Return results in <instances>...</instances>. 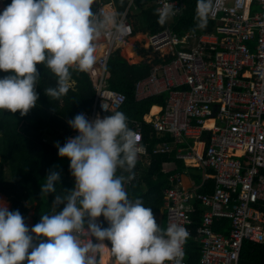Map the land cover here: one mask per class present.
<instances>
[{"label":"built area","instance_id":"built-area-1","mask_svg":"<svg viewBox=\"0 0 264 264\" xmlns=\"http://www.w3.org/2000/svg\"><path fill=\"white\" fill-rule=\"evenodd\" d=\"M155 4L156 9L174 4L177 13L184 8L179 0ZM253 5L259 9L250 12ZM99 11L106 12L104 6ZM208 19L213 21L208 32L178 35L164 27L146 34L145 47L155 61L147 77L136 83L135 98L166 94L158 111L143 119L155 137L171 138L155 144L152 153L176 148V158L186 167L202 171L200 183L191 179L188 188L180 171L169 175L161 190L166 228L176 223L190 233L192 215L198 212L196 264H238L242 241L264 245V0H212ZM119 21L123 34L105 32L103 51L85 71L95 90L92 109L83 112L89 120L115 112L125 101L122 93L107 87L108 59L134 33L126 14ZM128 127L140 137L138 154L145 155L141 122L130 120ZM77 135L75 131L70 137ZM207 181L211 191L201 193ZM215 219L228 220L227 234L213 230ZM81 239L87 243L90 237ZM183 264H188L185 255Z\"/></svg>","mask_w":264,"mask_h":264},{"label":"clouds","instance_id":"clouds-1","mask_svg":"<svg viewBox=\"0 0 264 264\" xmlns=\"http://www.w3.org/2000/svg\"><path fill=\"white\" fill-rule=\"evenodd\" d=\"M94 3L12 0L0 13V70L12 73L0 78V110L24 116L36 106V65L41 63L57 77L56 87L45 88V94L60 100L74 89L70 69L87 71L95 64L96 41L109 29L123 34L119 14L94 13ZM211 8L212 0H197L196 27H206ZM178 10L174 4L156 9L158 23L165 24ZM67 123L78 135L68 137L63 146L57 141L55 147L60 157L69 158L75 186L57 194L51 214H43L31 230L19 210L10 211L0 201V264H98L105 240L111 242L118 264H183L188 230L176 223L166 229L158 226L152 209L141 198L130 199L125 190L142 151L127 115L116 111L89 120L79 113ZM55 169H48L41 197L56 192L61 173ZM101 216L107 228L97 221ZM30 231L37 239H47L34 243ZM85 234L87 243L81 239Z\"/></svg>","mask_w":264,"mask_h":264},{"label":"trees","instance_id":"trees-1","mask_svg":"<svg viewBox=\"0 0 264 264\" xmlns=\"http://www.w3.org/2000/svg\"><path fill=\"white\" fill-rule=\"evenodd\" d=\"M128 1L124 0L123 5L127 4ZM179 1L184 4L183 10L172 16L163 25L158 23L159 16L155 11V0H131V3L141 7L139 14H141L142 21L139 16L138 19L146 26L150 34L164 27H169L172 32L178 35L186 31L202 33L212 30L213 21L209 19L203 29L196 27L197 0ZM4 10H0V13ZM36 67L40 73V79L36 86V91L39 93L36 106L24 116H21L19 111L11 113L8 110H0V193L7 196L11 201L12 207L9 210H19L23 217L27 210L26 204L35 202V209H39L40 199L36 182L44 169L59 156L58 149L52 146L49 141H58L63 146L67 138L75 132L67 121L79 113L90 111L95 99V90L88 74L75 66L70 69L72 79L75 81L74 89L69 90L67 95L60 100L48 97L44 90L47 87H56L57 77L42 63L37 64ZM147 70L148 65L145 62L129 64L117 52H113L107 63V87L122 93L125 97L124 103L116 111L125 113L128 121L138 120L142 124L143 141L146 144L147 153L145 155L138 154L134 179L125 185V190L130 199L141 198L145 207H150L155 216L162 206L161 190L168 186L170 174V172L161 170L162 164L174 161L180 171L185 169V166L182 160L176 158V148L169 152L152 153L155 144L163 140L169 141L171 138L168 135L155 137L148 123L142 119L151 106L163 105L164 98H166V95L160 94L136 100L135 85L147 74ZM11 74V72L0 70V78ZM151 109L150 115L158 111L156 108ZM188 169L195 177L196 182L199 183L202 171L196 168ZM55 170L61 173V177L59 182L55 184L56 192L50 193V197H47L48 203L53 201L52 197L55 199L57 194H63L65 189H73L75 182V178L70 172V161ZM118 174H120L119 170ZM211 187V181H207L205 188L202 187L200 192H210ZM58 207L62 210L64 204ZM192 218L193 225L186 240L185 249V258L188 264H196L198 261V246L194 240L195 230L200 222L198 212H195ZM97 221L105 228L109 226L103 216L97 218ZM157 224L164 228L163 220ZM227 229L228 220H214L213 230L215 232L227 234ZM29 234L34 238V233L30 231ZM46 239L44 237L42 240ZM92 239L95 240L94 237ZM34 243H39V240H34ZM104 243L107 246L105 247L106 262L112 264L116 258L110 251L111 242L105 240ZM101 260L102 252L100 253V262ZM238 264H264V245L242 241Z\"/></svg>","mask_w":264,"mask_h":264},{"label":"crops","instance_id":"crops-1","mask_svg":"<svg viewBox=\"0 0 264 264\" xmlns=\"http://www.w3.org/2000/svg\"><path fill=\"white\" fill-rule=\"evenodd\" d=\"M11 3H12V0H0V10L5 9ZM123 4H124V0H96V3H94L92 6V10L94 13H98L99 8L104 6L106 12L115 11L119 14V17L123 14H126V16L128 18H129V16H131V14H130L131 9H134V11L136 9L137 13H139V10H141V7H139L136 4L133 5L131 3V0H129L127 2V4H125V5H123ZM137 13L135 11V14H137ZM129 20L133 25L134 33L132 36L128 37L125 41L117 44L115 49H114V52H117L129 64H139L141 62H145L148 65V70H147V74H148L150 64L155 61L154 53L151 52L150 49L145 47V36H146V34H150V33H148L146 26L137 17L136 18L133 17V20H131V18H129ZM168 21H169V19H168ZM103 49H104V37L102 35L101 38L98 41H96V53H95V55L96 56L99 55L103 51ZM147 74H145L144 77H142L141 79L147 77ZM151 108L158 109L159 106H151L149 108V110ZM149 110H148L147 114L145 116H143V118H142L145 121L147 119H149L150 116L154 115V114L150 115L151 111L149 113ZM105 116H109V114L103 115L101 118H103ZM47 140H50V139H47ZM49 142L52 146H55L56 142H52V141H49ZM182 162H183V160H182ZM183 164H184V162H183ZM184 166H185V164H184ZM161 170L163 172H170V174L174 173L175 171H180L177 168L174 161L164 162L161 166ZM186 171H189L188 167H186V166H185V169L180 171L181 172V181H182L183 186L185 188H188L190 186L191 179L194 180V182H196V180H195V177L192 175V173H190V175H188L187 173H185ZM52 200L54 201L55 199L52 198ZM0 201L5 202L8 205L9 209L12 207V203L9 200V198L2 193H0ZM53 201H50L48 203V207H50V206H51V208L53 207ZM26 206H27V210H26V213L24 216L25 223L28 226L29 230H31V228L40 221V219H39V221H36L37 212L39 209H37V210L35 209V207H36L35 202H32V204H26ZM161 208L159 209V211L154 216L157 223H160L161 220L164 221ZM160 212H161V219H159V216H158V214ZM93 241H95V240H93ZM99 258H100V254H99ZM101 263L102 264H108L106 262V248L103 249L102 260L98 264H101ZM112 264H118V261L114 260L112 262Z\"/></svg>","mask_w":264,"mask_h":264},{"label":"rangeland","instance_id":"rangeland-1","mask_svg":"<svg viewBox=\"0 0 264 264\" xmlns=\"http://www.w3.org/2000/svg\"><path fill=\"white\" fill-rule=\"evenodd\" d=\"M229 3V2H227ZM259 9V7L257 5H253L252 7H250V12L252 11H257ZM136 13H137V10L135 9ZM135 11L134 9H131L130 10V14L131 16H129V18H131V20H133V17H137L138 16L140 17L141 21H142V18H141V14L137 13L135 14ZM170 20V18H169ZM217 23V21L214 22V24ZM166 95V94H164ZM163 136V135H162ZM170 137V136H169ZM170 141V140H169ZM178 145H185V143H179L177 144ZM69 158L67 157H60L58 156L46 169H44V171L42 172V174L40 175L39 179L37 180L36 184L38 186V196H39V199H40V202H39V210L37 212V218H36V221H39V219H41V216L43 214H51V211H52V208L51 206L48 207V202H47V197L49 196L50 197V193L48 194L47 197H41V186L42 184L45 182V178H46V175H47V172H48V169L52 168L53 166H56V168H59L61 167L63 164H67L69 162ZM185 173H187L188 175H190V172L189 171H186ZM53 198V197H52ZM56 211L59 212L61 211L60 210V207H57L56 208ZM40 222V221H39ZM164 228L166 229V224H164ZM44 237H40L39 239L36 238V235H34V240H41L43 239Z\"/></svg>","mask_w":264,"mask_h":264},{"label":"bare ground","instance_id":"bare-ground-1","mask_svg":"<svg viewBox=\"0 0 264 264\" xmlns=\"http://www.w3.org/2000/svg\"><path fill=\"white\" fill-rule=\"evenodd\" d=\"M150 111V110H149ZM206 125L208 126V127H211V125H212V120H207L206 121ZM187 162H192L191 160H189V159H187Z\"/></svg>","mask_w":264,"mask_h":264},{"label":"water","instance_id":"water-1","mask_svg":"<svg viewBox=\"0 0 264 264\" xmlns=\"http://www.w3.org/2000/svg\"><path fill=\"white\" fill-rule=\"evenodd\" d=\"M158 216H159V219H161V212L158 214Z\"/></svg>","mask_w":264,"mask_h":264}]
</instances>
